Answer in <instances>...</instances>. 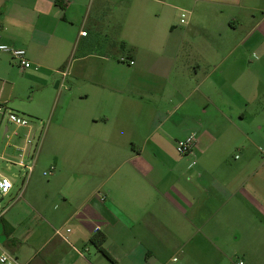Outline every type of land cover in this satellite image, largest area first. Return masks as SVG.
I'll use <instances>...</instances> for the list:
<instances>
[{"label":"crops","instance_id":"1","mask_svg":"<svg viewBox=\"0 0 264 264\" xmlns=\"http://www.w3.org/2000/svg\"><path fill=\"white\" fill-rule=\"evenodd\" d=\"M168 7L0 0V44L27 51L53 106L2 201L0 247L21 262L264 264V0H195L185 24ZM15 66L0 52V81Z\"/></svg>","mask_w":264,"mask_h":264},{"label":"rangeland","instance_id":"2","mask_svg":"<svg viewBox=\"0 0 264 264\" xmlns=\"http://www.w3.org/2000/svg\"><path fill=\"white\" fill-rule=\"evenodd\" d=\"M194 1L168 0V4L174 6L168 7L170 23L178 22L183 12L187 14V19L189 20L190 18L191 20ZM116 40L119 41L118 49L122 50L119 33L112 31L107 33V41L113 42ZM15 68L6 79H3L5 81H0L1 100L7 104L11 111L29 117L33 131L39 135L41 130L43 132V122H47L50 114L53 113V106L45 96L38 92L37 79L33 78L32 74L34 73H32V70L22 69L18 65ZM6 125V121L1 123L0 117V174L8 176L13 181L15 188L12 191H16L23 185L25 172L18 165L14 164L18 160L15 147L24 144L25 134L29 129L9 125L10 137L5 138L4 131ZM15 131L19 133L18 136L13 134Z\"/></svg>","mask_w":264,"mask_h":264},{"label":"built area","instance_id":"3","mask_svg":"<svg viewBox=\"0 0 264 264\" xmlns=\"http://www.w3.org/2000/svg\"><path fill=\"white\" fill-rule=\"evenodd\" d=\"M181 23H187V14L185 12L181 14ZM87 34L88 33L86 31L81 32L82 36H87ZM0 52L9 55L11 59L22 69H28L32 65L30 60L27 58V51L25 49L17 48L6 44H0ZM131 64H134V62H131ZM64 75L66 76L67 74L64 73ZM0 117L1 123H4L5 121L7 123L4 131L5 138L10 137L9 125H15L18 128L29 129V131L25 134L24 144L17 145L15 147L18 160L14 164L18 165L25 172V179L22 185V188H24L26 180L30 178L34 171L35 163L38 156V149L42 137V130L39 135L36 134L31 126L30 118L26 115L11 111L6 103L0 102ZM13 134L15 136L19 135L17 131H15ZM195 142V135H190L185 139L177 141L176 150L180 155H188L192 152ZM54 170L55 167L52 166L49 171L44 173V175L49 176ZM13 187V181L8 176L0 174V218L5 212V208L2 206V201L11 193ZM101 199L104 200L105 197L102 196ZM98 230L99 228L96 229V232ZM0 264L25 263L21 262L16 256L12 255L11 253L7 252L5 249L0 247ZM232 264H244V262L240 260Z\"/></svg>","mask_w":264,"mask_h":264},{"label":"trees","instance_id":"4","mask_svg":"<svg viewBox=\"0 0 264 264\" xmlns=\"http://www.w3.org/2000/svg\"><path fill=\"white\" fill-rule=\"evenodd\" d=\"M105 241V236H96L92 239V242L109 258H111L110 254L104 249L103 243Z\"/></svg>","mask_w":264,"mask_h":264}]
</instances>
